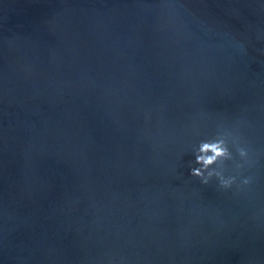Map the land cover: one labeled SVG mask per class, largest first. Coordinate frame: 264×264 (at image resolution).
<instances>
[{"label":"water","instance_id":"water-1","mask_svg":"<svg viewBox=\"0 0 264 264\" xmlns=\"http://www.w3.org/2000/svg\"><path fill=\"white\" fill-rule=\"evenodd\" d=\"M0 264H264V0H0Z\"/></svg>","mask_w":264,"mask_h":264},{"label":"clouds","instance_id":"clouds-1","mask_svg":"<svg viewBox=\"0 0 264 264\" xmlns=\"http://www.w3.org/2000/svg\"><path fill=\"white\" fill-rule=\"evenodd\" d=\"M240 155L245 156L246 152L240 149ZM231 158V152L224 139L202 141L195 154V162L200 165V167L192 168L191 175L201 178L205 184H207L213 176H216L219 177L223 187H230L234 183V178L225 179L222 172L213 169V166L222 164L223 161ZM205 173H207V175H205Z\"/></svg>","mask_w":264,"mask_h":264}]
</instances>
